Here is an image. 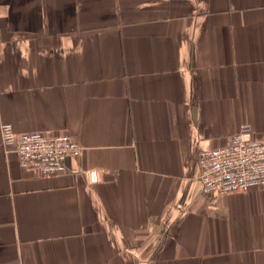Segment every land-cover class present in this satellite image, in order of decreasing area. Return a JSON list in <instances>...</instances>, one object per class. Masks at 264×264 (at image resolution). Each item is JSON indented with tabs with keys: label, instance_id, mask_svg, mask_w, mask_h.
Segmentation results:
<instances>
[{
	"label": "crops",
	"instance_id": "0c3cea01",
	"mask_svg": "<svg viewBox=\"0 0 264 264\" xmlns=\"http://www.w3.org/2000/svg\"><path fill=\"white\" fill-rule=\"evenodd\" d=\"M5 122L84 150L24 169ZM243 124L264 135V0H0V264H264V186L199 181Z\"/></svg>",
	"mask_w": 264,
	"mask_h": 264
},
{
	"label": "built area",
	"instance_id": "2783aa9c",
	"mask_svg": "<svg viewBox=\"0 0 264 264\" xmlns=\"http://www.w3.org/2000/svg\"><path fill=\"white\" fill-rule=\"evenodd\" d=\"M4 145L15 147L20 165L45 176L67 171V160L81 156L84 147L70 134L40 131L17 133L12 123L1 125ZM199 181L207 195L246 192L264 186V135L243 124L229 142L199 153ZM91 182L101 180V170L88 173Z\"/></svg>",
	"mask_w": 264,
	"mask_h": 264
}]
</instances>
